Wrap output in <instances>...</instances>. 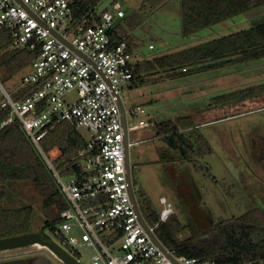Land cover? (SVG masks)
Segmentation results:
<instances>
[{"label": "built area", "instance_id": "obj_1", "mask_svg": "<svg viewBox=\"0 0 264 264\" xmlns=\"http://www.w3.org/2000/svg\"><path fill=\"white\" fill-rule=\"evenodd\" d=\"M73 5L74 0H0V30L10 32V46L38 51L13 92L0 80V109H9L0 128L19 121L62 194L65 206L51 228L56 239H49L78 264L79 250L88 252L89 264H214L211 259L179 257L164 245L161 249L149 234L157 224L143 217L148 231L140 222L128 191L117 103V95L134 78V63L129 43L111 36L115 19L126 14L115 6L87 25L73 20ZM74 91L76 98L68 100ZM132 113L144 109L136 106ZM62 121L89 131L86 148L78 154L82 168L68 175L53 166L40 146ZM159 203V221H165L172 206L165 196Z\"/></svg>", "mask_w": 264, "mask_h": 264}, {"label": "rangeland", "instance_id": "obj_2", "mask_svg": "<svg viewBox=\"0 0 264 264\" xmlns=\"http://www.w3.org/2000/svg\"><path fill=\"white\" fill-rule=\"evenodd\" d=\"M141 1L118 0L113 4V0H101L97 9L120 6L127 14L136 10ZM263 17L264 7H260L183 36L179 0H166L162 7L146 13L130 32L135 41L131 61L151 59L246 29ZM123 18L115 19V25ZM149 44L154 47L150 49ZM20 77L0 80L13 92ZM147 77L120 92L129 128V163L137 202L138 188L145 190L158 210L162 208L159 197L165 196L181 223L191 216L201 230L210 229L221 217H236L252 208L264 212V58L174 75L157 70ZM67 98L74 100L76 92ZM137 105L143 107L144 113H132ZM181 117L193 125V134L200 133L211 148L195 157L201 169H195L191 161H160L159 152L165 142L158 135L159 123ZM77 130L85 140L89 139L86 128ZM3 205H31V230L36 231L44 220L56 214L43 206L35 187L23 180L8 185ZM44 233L56 239L51 228H45ZM187 233V229L183 231V235ZM79 252L80 263L89 264L88 252Z\"/></svg>", "mask_w": 264, "mask_h": 264}, {"label": "trees", "instance_id": "obj_3", "mask_svg": "<svg viewBox=\"0 0 264 264\" xmlns=\"http://www.w3.org/2000/svg\"><path fill=\"white\" fill-rule=\"evenodd\" d=\"M118 0H113V4ZM166 0H142L136 10L129 11L111 32L117 40L129 43L133 52L135 44L130 32L138 26L146 13L164 5ZM101 0H74L72 18L75 22L94 23L102 11L97 7ZM180 33L188 36L238 14L264 7V0H179ZM7 29L0 30V78L19 77L36 57L37 50L27 47L12 48ZM264 58V17L241 29L206 42L144 59L132 65L133 80L142 74L157 70L169 75L189 71H201L227 64ZM185 68L183 71L182 69ZM144 78L137 83L144 82ZM16 96V95H14ZM232 98V97H231ZM9 114L8 108L0 109V122ZM183 118L159 123L158 135L165 145L160 149V161H191L195 169V157L210 152L208 142ZM87 140L66 121L58 123L40 140V146L53 166L63 175L79 172L82 158L78 156L86 148ZM204 171L210 176L208 169ZM28 181L42 198L44 207L55 211L52 219H46L40 230L58 224V211L65 206L50 169L21 129L17 119L0 128V238L31 231L33 208L31 205L7 207L3 200L8 185L14 181ZM140 211L150 225H156L154 233L160 242L179 257L211 259L214 264H264V212L258 208L230 218H219L208 230H201L190 216L181 223L172 213L165 221H159V212L144 189H137ZM188 230L183 235L184 230Z\"/></svg>", "mask_w": 264, "mask_h": 264}, {"label": "water", "instance_id": "obj_4", "mask_svg": "<svg viewBox=\"0 0 264 264\" xmlns=\"http://www.w3.org/2000/svg\"><path fill=\"white\" fill-rule=\"evenodd\" d=\"M79 53V52H77ZM117 103L120 111L121 123L123 127L124 133V152H125V168H126V177L128 181V191L133 202L134 208L137 212L138 218L145 229L148 230V226L141 214L140 208L138 206V202L135 195L134 190V181L132 179L131 170H130V163H129V147H128V128H127V117H126V109L124 107L122 98L120 95H117ZM149 231V230H148ZM149 234L152 238V241L158 245L161 249L164 250L163 244L157 238V236L149 231ZM31 243H40L43 245L48 246L53 253L62 260L65 264H78L73 257L68 255L61 247H59L55 242L52 240L46 241L43 240L40 233L36 231L26 232L17 235H10L0 238V250L10 247L22 246Z\"/></svg>", "mask_w": 264, "mask_h": 264}, {"label": "flooded vegetation", "instance_id": "obj_5", "mask_svg": "<svg viewBox=\"0 0 264 264\" xmlns=\"http://www.w3.org/2000/svg\"><path fill=\"white\" fill-rule=\"evenodd\" d=\"M36 231L31 230L29 232ZM39 232L42 239L49 241V237ZM55 260L60 262L57 263ZM0 264H65L60 260L53 251L46 245L40 243H31L22 246L10 247L0 250Z\"/></svg>", "mask_w": 264, "mask_h": 264}, {"label": "crops", "instance_id": "obj_6", "mask_svg": "<svg viewBox=\"0 0 264 264\" xmlns=\"http://www.w3.org/2000/svg\"><path fill=\"white\" fill-rule=\"evenodd\" d=\"M134 43H135V41L133 42V44H134ZM144 59H148V58L140 59V61H142V60H144ZM137 62H139V61H137ZM135 63H136V62H135ZM147 76H149V75L142 74L139 78L132 80V82L128 85V87L130 88L131 86H134V85L138 84L136 81H137V80H141V78H144V80L146 81V78H149V77H147ZM129 100H130V99H129ZM122 101H123V100H122ZM128 102H129V101H128ZM123 104H124V102H123ZM137 106H140V105H137Z\"/></svg>", "mask_w": 264, "mask_h": 264}]
</instances>
